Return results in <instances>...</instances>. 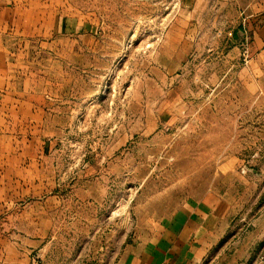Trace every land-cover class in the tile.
<instances>
[{
	"label": "rangeland",
	"instance_id": "rangeland-1",
	"mask_svg": "<svg viewBox=\"0 0 264 264\" xmlns=\"http://www.w3.org/2000/svg\"><path fill=\"white\" fill-rule=\"evenodd\" d=\"M263 19L264 0H63V56H14L13 90L44 111L0 118V241L24 264H118L209 195L227 206L213 264H253L264 49L251 38Z\"/></svg>",
	"mask_w": 264,
	"mask_h": 264
},
{
	"label": "crops",
	"instance_id": "crops-1",
	"mask_svg": "<svg viewBox=\"0 0 264 264\" xmlns=\"http://www.w3.org/2000/svg\"><path fill=\"white\" fill-rule=\"evenodd\" d=\"M38 6L57 9L35 17L29 8ZM260 23L251 38L256 52L264 49V19ZM37 47L49 56V64L55 56H63V0H0V118H12L20 107L25 108L27 120L44 111L32 90L21 95L13 90L21 81L16 73L24 67L14 56L30 55ZM28 81L20 86H28ZM226 208L209 195L183 206L168 222L155 225L139 247L129 246L118 264H213L228 232ZM251 248L253 264H259L261 257L264 264V229L252 234ZM0 264H24L15 243L0 241Z\"/></svg>",
	"mask_w": 264,
	"mask_h": 264
},
{
	"label": "built area",
	"instance_id": "built-area-1",
	"mask_svg": "<svg viewBox=\"0 0 264 264\" xmlns=\"http://www.w3.org/2000/svg\"><path fill=\"white\" fill-rule=\"evenodd\" d=\"M259 264H263V257L260 258Z\"/></svg>",
	"mask_w": 264,
	"mask_h": 264
}]
</instances>
